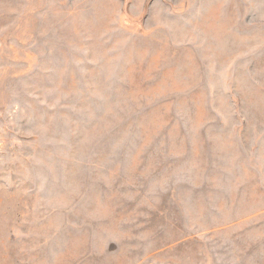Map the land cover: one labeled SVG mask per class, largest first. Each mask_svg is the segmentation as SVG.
I'll list each match as a JSON object with an SVG mask.
<instances>
[{"label": "rangeland", "instance_id": "1", "mask_svg": "<svg viewBox=\"0 0 264 264\" xmlns=\"http://www.w3.org/2000/svg\"><path fill=\"white\" fill-rule=\"evenodd\" d=\"M151 244L264 264V0H0V264Z\"/></svg>", "mask_w": 264, "mask_h": 264}, {"label": "crops", "instance_id": "2", "mask_svg": "<svg viewBox=\"0 0 264 264\" xmlns=\"http://www.w3.org/2000/svg\"><path fill=\"white\" fill-rule=\"evenodd\" d=\"M106 228V229H105ZM105 229V239L107 241L110 240H118L117 242L119 244L124 243V242H129V243H138L139 244V233L136 232L134 234L129 233L131 230V227L129 226H122L118 223V218L115 217V220H111V222H109V224L104 226ZM122 231L123 233L119 232ZM103 232V234H104ZM94 238L96 237V239H98L99 234H97L96 232L93 233ZM154 242V241H153ZM148 243L150 244V242L148 241ZM132 248V250L136 249L134 248V246L130 247ZM137 249H138V245H137ZM115 250H113L114 252ZM112 252V253H113ZM109 254V253H108ZM151 259L153 260V262L156 261V248L153 246V244H151L150 246L148 245V247H145V253H144V257L143 260L140 256H137L136 258L134 257V254L131 257H128V261L127 264H141V262L143 261V264H151Z\"/></svg>", "mask_w": 264, "mask_h": 264}]
</instances>
